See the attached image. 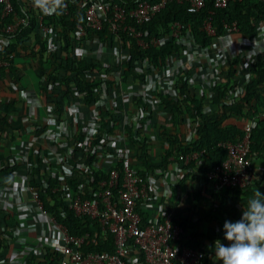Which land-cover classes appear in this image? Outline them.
Returning a JSON list of instances; mask_svg holds the SVG:
<instances>
[{"label": "trees", "instance_id": "trees-1", "mask_svg": "<svg viewBox=\"0 0 264 264\" xmlns=\"http://www.w3.org/2000/svg\"><path fill=\"white\" fill-rule=\"evenodd\" d=\"M11 1L13 11L6 16H3V5L0 3V35L9 39L8 43L0 45V59L6 63L0 71H18L14 64L17 58L30 61L32 67L39 64L42 72L40 94L43 100L46 98L52 105L51 116L59 124L52 131L59 129V134L53 136L50 133L52 131H49V123L43 125L37 113L36 117L30 116L25 130L20 133V136L24 132L30 136L32 147L29 160L18 162L15 159L14 165L3 161L4 166L0 167V188L9 184L10 180L13 181L15 176H23L36 188L48 214L64 224L72 235H88L83 246L85 252L113 251V235L103 232L98 220L88 215H77L68 208L65 200L66 184H70L73 193L83 190L85 197H93L89 195L90 190L97 193L101 182L108 180L114 170L122 167L121 163L117 161L115 164L116 161L109 158L112 149L105 145L109 151L102 154L96 145L101 142L100 132L109 129L114 134L122 130L125 137L129 134L133 147L116 146L118 154L122 157L128 153L142 177L146 178L149 173H153L162 181L173 182L169 196L160 193L150 199L149 204L153 208H138L143 226L148 214L159 213L160 219H163L165 213L177 207L174 222L179 223L184 230L177 244L202 250L205 253L204 264H214L211 259L214 250L209 246L214 245L216 239L226 245L229 243L224 239V222L240 219L243 206L247 205L248 200L257 192L264 193V168L254 169L255 177L247 186H236L226 192H218L216 181L210 177V172L227 157L224 144L241 141L245 137V123L253 124L250 132V158L252 161L264 159V52L257 57L247 80H241L235 71L241 61L240 57L221 68L215 74L211 86L212 91L216 92L212 101L209 92L202 91L200 95L192 93L185 74L178 75L177 99V96L155 91L159 107L170 114V125L155 116L151 105L143 101L142 96H138L139 103L131 112V124L129 122L123 128L116 125L115 118L119 113L104 106L99 113L100 126L91 137L87 136L90 125L83 119L79 118L74 126L69 123L77 114L68 112V109L77 102L92 106L103 98L105 88L112 90L116 87L113 76L114 55H111L116 45L125 54L121 64L123 82L130 79L136 82L140 78V69L142 72L146 69L151 72L153 68L167 67L172 58L186 50V47L173 39L159 47L143 48L129 32H113L110 29V17L104 19L100 29L93 28L88 25L86 18L90 4L81 5V0H40L39 3L37 0ZM117 2L121 3L119 0ZM51 6H54L53 10ZM209 17L215 35H210L205 28ZM15 18H25L26 22L21 23L12 34L5 32L6 26ZM235 21L239 27L238 34L254 39L264 21V1L230 0L225 7H215L214 0H207L206 6L198 12L188 11L187 4L171 2L151 22L139 28L147 30L150 36L160 37L167 35L171 26L179 23L183 33L193 34L196 46L211 47L222 37L226 25ZM42 25L49 28L54 42L40 35ZM80 26L84 28L85 35L81 34ZM58 41L61 43L60 48H56ZM76 44L90 45L89 56L75 59L73 50ZM193 76L197 77V74ZM141 77L143 82L147 81L145 74ZM237 89L240 90L238 94L235 93ZM206 108H210V111L206 112ZM155 110L159 111L156 107ZM230 118L240 123H227ZM148 120L152 123H147ZM68 123L70 128L63 125ZM71 127L73 130H70ZM2 130L0 124V132ZM46 147L57 148L58 153L63 150L66 156L59 163L52 161L45 155ZM192 152H198L199 157L187 164L179 160L180 156ZM70 156L74 161L82 160L90 169L78 171L73 166L70 168L73 175L69 176L66 169L70 165ZM175 161L180 162V169L174 167ZM118 171L122 180L123 172ZM173 172L178 176L171 181ZM120 187L113 188L115 195L119 194ZM0 224L7 228L9 236L21 225L16 214L6 210H0ZM45 251L42 257L44 264H59L61 255L58 252L51 247H46Z\"/></svg>", "mask_w": 264, "mask_h": 264}, {"label": "built area", "instance_id": "built-area-1", "mask_svg": "<svg viewBox=\"0 0 264 264\" xmlns=\"http://www.w3.org/2000/svg\"><path fill=\"white\" fill-rule=\"evenodd\" d=\"M81 0V5L90 4L86 10V18L88 25L93 28L100 29L104 19L109 18L110 29L119 34L120 31H126L132 34L137 43L143 47L148 48L150 46L159 47L166 41L177 39L178 42L186 47V50L182 51L190 56V59L186 63L175 62L171 67H165L161 69L164 72L163 77L169 79H178L179 74H185L187 80L190 68L194 67L201 59V56L208 57L211 54V47L196 46L194 42L193 34L183 33L181 30V24L175 23L171 26L167 35L160 37L150 36L147 30L139 28L151 22L160 12H162L169 3L176 2L178 4H187L188 11L198 12L204 8L207 4V0ZM230 0H214L215 7H225ZM234 1V0H233ZM264 1V0H263ZM3 5V16L9 15L13 11V3L11 0H0ZM123 3V4H122ZM35 5V4H33ZM36 6V5H35ZM54 9L51 6L50 9ZM26 22L25 18H15L14 21L8 24L5 28V32L12 34L15 32L21 23ZM205 28L210 35H215V29L212 26L211 18L209 17L205 22ZM81 34L85 35V30L80 26ZM239 27L237 22L227 24L223 38L226 35L238 34ZM40 35L50 42H54L52 36L49 34V28L44 25L40 28ZM240 35V34H239ZM259 35V34H258ZM240 44L245 42H251L254 48H262L257 36L254 39H249L243 35H240ZM5 43L9 42L8 38H4ZM243 40V41H242ZM228 46V60L231 62L238 55L230 45ZM60 41L57 42L56 48H60ZM226 46V47H227ZM91 46L76 44L73 50L75 59L79 57L89 56ZM182 52L177 53L173 58L180 56ZM111 55H114L113 59V76L115 79L116 87L123 83V75L121 64L125 58V54L122 49L116 45L113 48ZM172 58V59H173ZM6 64L0 59V68ZM204 69L199 73V78L206 79L209 86H212L215 79L216 68L209 64H204ZM153 68L152 70H154ZM160 70V69H157ZM148 73V74H147ZM147 75V81L143 82L141 87L136 91V94L144 97L149 101L155 98V93L152 91V85L155 84L153 75L144 71ZM250 72L245 76V80L249 79ZM239 89L235 92L238 94ZM112 90H105L102 93V99L93 104L88 110L84 118L89 125L88 135L93 136L99 123V113L101 109L106 106L107 109H111L115 99L112 95ZM131 93V92H130ZM135 93V92H132ZM125 99L129 102L130 99L127 92L124 93ZM178 96L176 97V99ZM79 105V103H75ZM85 106V105H84ZM88 107V106H87ZM72 111V108L68 109V112ZM206 112L210 111V108L205 109ZM73 112V111H72ZM75 112V111H74ZM76 113V112H75ZM67 116V115H66ZM65 116V118H66ZM253 124L245 123L243 129L246 132L245 137L241 141L227 142L224 145L227 148V157L221 165H217L213 171L210 172V177L214 179L215 188L218 192H226L231 188L239 186L244 187L250 184L254 177L255 171L253 168V161L249 156L250 151V132ZM101 142H97L100 151L106 152L108 149H112L109 158L122 164V167L118 168L123 172L122 180L120 171L117 169L113 171L108 180L102 181L100 189L97 193L90 190L89 195L93 197H85L84 191L80 190L78 193H73L70 189V184H66V204L68 207L75 211L77 215H88L99 221L103 232H108L113 235L114 238V250L113 251H87L83 250L85 240L84 236H74L69 232V229L62 223H59L55 218L54 223L56 228L61 232V238L51 242V248L61 255L59 264H204L205 253L200 249L183 246L181 247L177 242L180 240L184 230L179 223L174 222V217L177 215V207L171 209L165 213L160 219L159 213L148 214L146 224L143 226V218L138 210L153 208L149 204L150 199L160 193H166L167 196L171 194V184L173 182L162 181L157 174L149 173L144 178L140 175L138 168L134 165L132 157L126 153L125 156H120L119 149H116L120 141V137L111 134L109 129H105L100 132ZM96 140V139H94ZM106 146L109 148L107 149ZM51 153L48 157H52L51 160L60 162L59 153L57 148H50ZM119 156V157H118ZM199 157L198 152H192L191 154L180 156L179 160L185 164L195 160ZM173 159V158H172ZM180 162L175 161L174 167L179 168ZM84 170H89L90 167L83 164ZM67 174H70L72 170L66 169ZM73 173V172H72ZM71 173V174H72ZM178 175V174H177ZM119 188V194L113 193V188ZM108 186L106 188H103ZM70 190V191H69ZM36 197L43 207V203L40 200L38 193ZM44 208V207H43ZM157 210V208H155ZM179 219L178 217L176 218Z\"/></svg>", "mask_w": 264, "mask_h": 264}, {"label": "crops", "instance_id": "crops-1", "mask_svg": "<svg viewBox=\"0 0 264 264\" xmlns=\"http://www.w3.org/2000/svg\"><path fill=\"white\" fill-rule=\"evenodd\" d=\"M256 40L260 42L263 48L264 21L261 22L259 26V35ZM240 41L241 37L237 33L231 36L226 35L216 40L212 46L211 54L208 57L201 56V59L196 62L197 64L189 70V89L192 93L200 95L202 91L209 92L212 95V97L210 96V101H212L213 95H216V92L212 91L213 89L206 82V79H201L198 75L205 66L204 64L211 65L213 69L216 68V72L228 66L230 61L227 58L228 46L226 44L231 46L230 49L233 48L236 52L239 51L235 58L240 57L241 61L235 68V71L240 79L244 80L257 57L262 53V50L261 47L259 49L254 48L252 41L245 42L242 45ZM3 43H5L4 36L0 35V45H4ZM20 55H22V53ZM189 59L190 56L182 52L178 58H173L167 67H171L175 62H178L177 60L186 63ZM15 60L16 62L14 61V64L17 66L18 71H0V124L3 126V130L0 132V167L4 166L3 161L7 163L9 161L10 165H14L15 159L18 162L23 160H27L28 162L32 143L30 142L28 133L23 131V136H20V133L21 130H25V124H27L30 116H37L44 123L43 125L49 123V127L51 126L49 131L54 130V128H57L59 125L56 119L51 116L53 112L52 105L49 104L46 98L43 100L42 94H40L41 90L39 86L41 85L40 75L42 72L39 64L36 63L35 66L32 67L30 61L24 58H17ZM139 74L140 78L136 82L134 79H130L113 89L112 95L115 101L112 104V106L114 105L112 109H115L119 113L115 121L116 125H120L122 128L127 126L129 122L131 124V120H133L131 112L139 103V95L136 94V91L143 83L141 76L144 72L140 69ZM149 74L154 77L155 84L151 86L154 93L155 91H159L172 97L178 95L176 89L177 80L174 78H164V72L161 71V69H154L149 72ZM195 74H197V77L193 76ZM125 92H127L130 99L129 102L124 97ZM143 101L151 105L154 110L155 107L158 108L159 111L155 110L158 114L153 110L154 115L162 118L166 121L167 125H170V114H168L167 110L163 107H159V101L156 96L149 101L145 100L143 97ZM12 106L13 109H11ZM69 107L72 108L73 113L76 112L77 114V116L69 120L72 126H74L79 118H84L91 108V106L87 107L82 103H79V105L72 104ZM35 113H37L36 116ZM140 113H142L141 109ZM226 122L240 123V121L238 122L233 118L228 119ZM69 123L63 125H68L70 128ZM147 123H152V121L148 120ZM58 130L50 133H53V136L58 135ZM70 130H73V128L71 127ZM13 134L16 136L13 137ZM114 134L120 137L118 143L119 147H133V142H131L129 134L125 137L122 130L116 131ZM12 138H15V140L13 141ZM36 140L37 138L34 139V141ZM49 142L50 141L47 142V146ZM49 150L51 149L48 147L45 148V155L51 160L53 158L48 157L51 153ZM101 152L102 154L106 153L103 151ZM64 153L66 152L60 150L59 157H65L66 154ZM69 161V168L74 166V170H84V163L82 160L77 159L74 161L72 156H70ZM253 168L255 170L264 168V159H254ZM70 175L73 174L70 173L69 176ZM177 176V173L173 172L172 178L170 175L169 178H171L172 181L175 180ZM9 179L10 178H8V180ZM13 181L10 180L9 184L0 188V210L15 213L21 225L9 236L7 234V232H9L7 228L0 224V264H44L42 257H44L46 253V247H50L52 241L59 240L61 238V232L55 226L54 217L45 211L43 208L44 206L42 207L40 205L36 197V188L20 175L15 176ZM86 236L88 235L86 234ZM215 263L222 264V261H217Z\"/></svg>", "mask_w": 264, "mask_h": 264}, {"label": "clouds", "instance_id": "clouds-1", "mask_svg": "<svg viewBox=\"0 0 264 264\" xmlns=\"http://www.w3.org/2000/svg\"><path fill=\"white\" fill-rule=\"evenodd\" d=\"M223 230L229 243L216 239L209 246L214 250V264H264V193L257 192L249 199L240 219L226 220Z\"/></svg>", "mask_w": 264, "mask_h": 264}, {"label": "rangeland", "instance_id": "rangeland-1", "mask_svg": "<svg viewBox=\"0 0 264 264\" xmlns=\"http://www.w3.org/2000/svg\"><path fill=\"white\" fill-rule=\"evenodd\" d=\"M180 208L184 209L183 206H181ZM184 211V210H183Z\"/></svg>", "mask_w": 264, "mask_h": 264}]
</instances>
